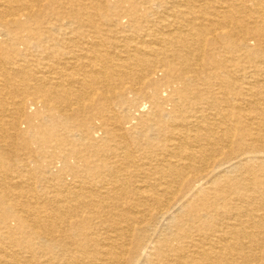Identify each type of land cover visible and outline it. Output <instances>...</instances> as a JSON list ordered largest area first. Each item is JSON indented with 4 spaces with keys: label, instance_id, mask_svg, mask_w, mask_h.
Instances as JSON below:
<instances>
[{
    "label": "bare ground",
    "instance_id": "6f19581e",
    "mask_svg": "<svg viewBox=\"0 0 264 264\" xmlns=\"http://www.w3.org/2000/svg\"><path fill=\"white\" fill-rule=\"evenodd\" d=\"M259 186L264 0H0V264H244Z\"/></svg>",
    "mask_w": 264,
    "mask_h": 264
},
{
    "label": "rangeland",
    "instance_id": "374dc122",
    "mask_svg": "<svg viewBox=\"0 0 264 264\" xmlns=\"http://www.w3.org/2000/svg\"><path fill=\"white\" fill-rule=\"evenodd\" d=\"M165 92L162 90L161 91V93H160V95L163 97V96H165ZM150 105H149V103L147 102V101H140V102H138L137 104H131V106L128 108V110H129V113H131V116L133 117V119H132V123L131 124H134L137 128H141L142 127V125L139 123V122H142L143 120H145L146 119V117H147V112L150 110V107H149ZM168 107V109L170 108V106H167ZM37 108H38V106H36V105H30V104H28V106H27V109H28V112H33V111H36L37 110ZM138 109V110H137ZM141 120V121H140ZM139 123V124H138ZM130 124V123H129ZM129 124H126V126L127 125H129ZM20 129L21 130H24L26 127H25V124H23L22 122L20 123ZM143 128V127H142ZM11 134V133H10ZM93 134H94V137H98V139H101V138H104V136H101L102 135V133H101V131L100 130H98V129H95V130H93ZM147 136H148V138L150 139V140H152L153 142H155L156 140H158V138H157V135H153L152 134V132L151 131H149L148 133H147ZM136 146V147H135ZM138 146V147H137ZM144 147V145H143V140H142V145L141 144H138V141H136V143L134 144V146L133 147H131V149H132V151H133V153L134 154H137V153H139L140 151H141V148L142 147ZM139 147H140V149H139ZM15 158V156H14V154L12 153V155H10V159H14ZM76 160H75V158H72L71 159V162H75ZM58 166H59V163H56ZM33 165V164H32ZM69 180L71 181V179H69V178H67L66 177V179H65V182H69ZM46 184V183H45ZM45 184H40L39 183V185H41V186H44ZM215 184V183H214ZM212 185V187L214 188V190L212 189V188H210V190H208V191H210L209 193H207V192H205L204 194L205 195H203V196H201V198H203V200H205L206 201V204L208 203V202H213L212 200H214V196L216 195L217 196V194H216V190L218 189V186L217 185ZM255 190H257V191H262V195L264 196V187L263 186H259V187H257ZM246 190L245 189H241L239 192H245ZM258 194V193H257ZM257 197L259 198V197H261V195H257ZM239 198V199H238ZM238 198H235V197H233V199H231L230 201H229V203H230V206L232 207V208H236V207H238L239 205H240V207H241V205H244L245 203H243V204H240V202H243V200L242 201H240V199H241V197H238ZM260 199V198H259ZM124 203L125 204H127V205H130L134 210L136 209L137 211H139V213H138V217L137 218H140L141 216H142V213H143V211H142V209L144 208L142 205H141V203L140 204H138V202H134L132 199H131V197H129V196H127V197H125V201H124ZM247 203V202H246ZM263 204H264V201H263ZM245 205H247V204H245ZM135 210V211H136ZM221 211L222 212V209H218V211ZM141 211V212H140ZM232 211H235V209H232ZM175 212V213H174ZM201 212V211H200ZM236 212V211H235ZM227 213V214H225L224 216H221V217H218V218H214L215 220V222H213V225L214 226H216V227H218V226H222V225H224L223 223H225L226 222V224L227 223H229V222H231V223H234V222H237V221H239V223H240V220H243V221H241V226L243 227V228H246L245 230H255V229H250V226H251V224H249L248 222H246V221H244L245 219H247V218H245L246 216H237V214L236 213ZM172 213H174V214H172ZM198 213H199V211H198ZM101 214H105L104 212H102ZM171 215H169V216H177L178 215V217L179 218H177V219H179V224H178V222H177V226L178 227H180V228H182V227H184L183 225H186V224H188V223H192V221L189 219V216H187V215H185V213H181L180 211H173V212H171L170 213ZM232 214V215H231ZM234 215H236V219H238V220H234V219H232L233 217H235ZM153 216V215H152ZM226 216V217H225ZM157 217H159L158 215H156V216H153L152 218H154V219H152V224L150 225L152 228H154V229H156V235H153L152 236V238L154 237L155 239H159V238H164V237H166V236H171L172 234H175V232H176V228H178L177 226H173V225H170L168 222L171 220V217L168 219V220H166L165 221V219L164 218H161L160 219V217L159 218H157ZM228 217V218H227ZM239 217V218H238ZM245 218V219H244ZM156 219V220H155ZM208 219V222H210V220H211V218H207ZM140 221V220H139ZM139 221L138 222H136L135 223V225L134 226H138L139 225ZM164 221V222H163ZM213 221V220H212ZM243 222V223H242ZM246 222V223H245ZM158 223V224H157ZM153 225V226H152ZM170 225V226H169ZM244 225V226H243ZM169 226V227H168ZM168 227V228H167ZM161 229H163V230H161ZM178 231V230H177ZM260 233V232H259ZM161 235V236H160ZM160 236V237H159ZM261 236H262V232H261ZM193 237L195 238V239H200L201 237L199 236V234H197V233H194V235H193ZM245 242H248L246 239H245ZM249 243V242H248ZM248 243H245L247 246H250V243L248 244ZM254 246V247H253ZM251 248L253 249V252H251L250 253V256L248 257L249 259H246V264H264V240L261 242V243H259V244H257V245H252L251 246ZM255 250V251H254ZM38 256V255H37ZM244 263V264H245Z\"/></svg>",
    "mask_w": 264,
    "mask_h": 264
}]
</instances>
